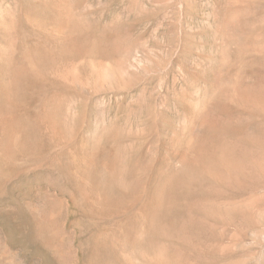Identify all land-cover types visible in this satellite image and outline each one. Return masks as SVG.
<instances>
[{"label":"rangeland","instance_id":"rangeland-1","mask_svg":"<svg viewBox=\"0 0 264 264\" xmlns=\"http://www.w3.org/2000/svg\"><path fill=\"white\" fill-rule=\"evenodd\" d=\"M0 264H264V0H0Z\"/></svg>","mask_w":264,"mask_h":264}]
</instances>
